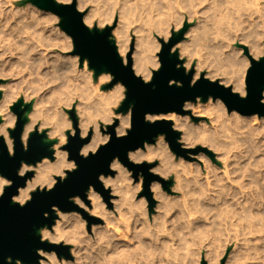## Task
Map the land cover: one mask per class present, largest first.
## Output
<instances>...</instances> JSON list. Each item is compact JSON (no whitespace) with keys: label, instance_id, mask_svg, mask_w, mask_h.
Wrapping results in <instances>:
<instances>
[{"label":"rangeland","instance_id":"rangeland-1","mask_svg":"<svg viewBox=\"0 0 264 264\" xmlns=\"http://www.w3.org/2000/svg\"><path fill=\"white\" fill-rule=\"evenodd\" d=\"M16 1L0 0L3 4H0L2 17L9 16L11 21L10 25H12L15 24V21L18 19L16 16L19 12V15H25L27 11L28 13H30V11L33 12V16L35 14L41 23L40 26L37 27V33L42 35L39 36L36 33V36L46 41H43L45 45L43 44L41 49L38 48L39 45H37V40L32 39V48H38L33 50V54L42 60L43 65L42 68L36 71L32 76L27 70L26 61L18 51L7 53V51H9V49H7L8 44L2 43L0 45L5 48L3 51V48L0 47V90H2L0 91V102H3V110H5L6 116L4 119L8 125L9 138L11 139L9 131L15 128L17 122V116L11 111V107L15 103L23 101L24 105L29 106L24 116L26 119L25 127L31 129L26 138L25 147L29 135L33 133L35 129H38L39 132L46 133L45 142L51 143V149L55 153L53 161L45 159L36 166L24 165L29 168L27 173L33 172V178L28 181L33 182L37 178L40 164L44 161H46L47 164H53L58 160L56 153L61 155L67 154L66 151L62 150V147L67 144L68 134H75L73 123L68 115L70 110L74 109L76 112L80 134H82V127L85 125L89 126V131L84 138L92 131V137L96 134L95 132H97L101 137H108L109 139V136L101 132V127L106 128L108 125H111L115 119L120 121V117L128 114L116 115L115 113L116 117H114L110 124H105L95 117L93 103L90 101L91 94L86 89V81L84 80V77L88 76L91 71L88 67L84 69V64L83 67H81L79 57L72 55L73 43L71 38L60 29V19L52 14L39 11L30 3V0H21L22 2ZM72 1L73 0H57L60 4H71ZM178 1L77 0V10L84 14V24L91 30L97 28L101 31L106 27H112L114 23H116L110 40L115 44L119 52L123 40L128 38L127 50L121 58L125 61L124 63H126L127 55L130 53L131 46H133V70L135 74L141 77L145 82H150L153 72L160 69L158 55L161 51V44L158 39H162L166 42L171 37L172 32H178L185 24L189 25V30L185 35V39L174 49L179 52V58L183 61V67L187 71H190L192 68L195 70V80L203 74L207 79L214 82L218 81L223 86L232 88L234 93L239 94L241 97H245V79L250 67V62L244 56L243 50H241L239 46L248 47L250 54L256 60L264 55V0H257L259 3H256V5L250 2L252 0ZM185 1L188 5H184L186 3ZM172 2L175 3L171 4ZM251 4L255 7L257 6L256 8H259L260 11L255 9L254 6L251 7ZM258 14L259 16L261 15V19L263 18L262 21ZM50 17L53 18V20L49 22V19H51ZM40 18H43V20ZM22 22L27 23V18ZM39 27H41L42 31H39ZM119 27L123 28L124 39L122 36L115 35V31L118 30ZM217 27L223 28L222 31L220 30V34L219 28ZM60 41H62V44L64 43V46L58 44ZM56 45L57 47H55ZM185 48L191 52L185 51ZM1 50L2 52L7 51L2 55L3 53ZM136 54H141L142 59L147 57L152 58V65L149 67L150 76L147 77L144 74L137 73V66L133 58ZM233 60L239 61L240 66L237 68L233 67ZM58 63H66L67 67H69L65 73H55L52 66ZM67 78L71 79L72 82H66ZM39 79L45 81L41 86L38 85ZM32 80H35V83L29 84V81ZM111 80L112 77L106 73L96 77V86L100 92L108 93L114 89L117 90L120 88L124 89L126 92L125 87L121 84L116 85L111 90L104 91L103 87L108 85ZM72 83L75 84L74 87H72ZM240 84L244 85V94L236 89ZM59 85L62 89L68 85L67 87H69L70 92L62 97L60 102L55 100V88ZM124 99L125 97L114 107V111L119 108ZM262 102L264 103V93ZM186 105L188 107H184V109L190 112L191 116L177 115L180 117L181 121H171L174 129L181 133L180 143L185 149L205 148L213 153V158L205 153L189 155L192 158L191 161L177 158L170 151L164 136H159L154 145H146L144 150H138L137 152L143 156L142 163H157V166L152 170L154 174L171 182L170 193L164 191L159 183H154L152 187L158 186L159 191L163 192L168 200H171V204L174 202L175 208L172 213L176 212V210L178 212L182 211L179 206L182 203V197L176 191V186H174L177 184V180H175L176 175L171 171L173 168L178 170L181 168L182 164L191 167L190 169L188 168V173L191 178L197 177L201 172V174H204L203 172H206L207 169L209 171L214 170L218 177L221 178L223 197L217 198L219 194L218 190H220L217 188V192L215 196L211 198V201L203 202V205H205V208L203 206V210H205L202 214L200 215L198 213L191 218L193 223L198 224V228L190 231L186 218L183 217V214L177 213V217L175 219L172 217L173 221L169 222L168 227L165 228L163 232L158 234L146 233V231H143L142 228L139 227L140 230L137 233V237H128L126 242H121L114 248L112 254L109 253V251L98 253L95 252V249H89L90 247L88 246L90 242L93 244L95 240V238H93V228L104 227L105 219L102 216L93 217L100 222L92 224L88 229V222L79 211L61 213L56 210L58 218L55 225L51 230L47 228L41 229L38 232L41 238V231L43 230H48L52 234L55 232L57 223L63 221L61 215H76L75 218L64 226V234H67L65 232L71 231V228L67 227L70 226V224L80 225L85 223V225L81 227L80 232H82L81 235L86 238V240L90 238V242H87L88 244H85L81 249L71 238L62 237L56 244L69 246L73 259L59 260L55 253L45 252L48 257L42 258L40 262L44 261L45 264H189L190 262L201 264V261L205 260L208 264H221V261L226 259L225 264H240L241 262V264H264V118H259L257 115L243 117L236 112L229 114L225 105L220 100L213 101L210 99L207 102L198 100L195 103H186ZM198 107L200 109H210L216 116H219L221 120L218 119V121L217 119H213V122H210L212 119L209 121L207 118L193 116L199 119V122L195 123L192 119V115L195 108ZM26 114H28L27 118ZM235 116H238L243 122L237 123L234 118ZM158 118H160V116L149 118V121L161 120ZM253 118H256L255 122L252 121ZM216 120L220 124L218 122L215 124L216 122L214 121ZM56 122L61 125L62 136H57L56 139H53L50 137V133L54 131L53 124ZM129 129L130 126L128 130ZM201 131H208V134L211 133V135H215L211 136L213 141L202 142L199 136L196 137ZM0 135L4 137L2 133H0ZM11 141L13 142L12 139ZM107 141L99 144L97 149ZM96 150L92 151V153ZM12 153L13 150L11 154ZM228 157L230 159L232 157V160L228 161ZM65 162L70 164L71 167L66 168L60 175L55 176L54 183H52L51 187H48V189H51L55 185L57 177L65 178L67 171H72L76 168L73 162L68 161V154L66 155ZM224 165L225 167L223 168ZM123 168L125 170V175H122L123 186L130 196L129 201L135 204L141 203L140 205H142V200H144L146 202L144 207L146 216L152 221V219L158 217V206L161 204V200L155 197L157 191L151 187L156 205L153 212L150 213L147 200L139 197L142 192L143 182L141 174L136 181L133 178L132 172L128 171L125 167ZM111 169L115 172V175L114 177H108V179H119V171L112 167ZM20 171L19 174L21 175ZM224 172H226V176H223ZM0 179L4 182V187L0 193V195H2L3 190L10 186L11 183L1 176ZM199 183L202 184L203 181ZM45 188L47 189V187L43 188L37 186L31 193L35 192L37 189L42 190ZM107 189L110 190L111 193L110 205L98 194L100 203L107 212L116 213L114 202L119 200L120 196H112V185ZM31 193L27 201L31 199ZM88 196L89 192L87 193V200ZM74 200L75 199H72L73 203L75 202ZM88 201L89 205H86L81 200V207L77 203L74 204L90 216V213L93 211V206L92 202L90 200ZM26 202L21 205H24ZM190 234L192 235L190 236ZM52 236H54V234ZM155 240L158 241L156 244L154 243ZM43 241L51 243L50 237ZM159 243L162 247L160 252L154 250ZM104 256H107V258L101 260ZM247 258H249V260L244 261Z\"/></svg>","mask_w":264,"mask_h":264},{"label":"water","instance_id":"water-1","mask_svg":"<svg viewBox=\"0 0 264 264\" xmlns=\"http://www.w3.org/2000/svg\"><path fill=\"white\" fill-rule=\"evenodd\" d=\"M30 3L38 10L49 12L60 19V29L72 39V55L79 57L81 67L87 60L89 68L95 70L96 77L104 73L112 77L111 82L103 87L104 91L111 90L118 84L125 87V99L115 113L130 114V129L125 135H117L120 125L118 119L106 128L101 127V132L109 136L108 141L94 153L83 156L81 151L90 143L92 131L86 138H82L76 112L74 109L70 110L69 117L75 134H68L67 144L62 150L67 152L68 161L73 162L76 168L67 171L65 178L57 177L51 189L32 192L31 199L21 205L14 202V198L33 178V172L21 176L19 171L23 165L36 166L45 159L53 161L55 153L51 149V143L45 142L46 133H41L38 129L29 135L25 147L22 136L26 124L24 116L29 106L19 101L11 107V111L17 116L15 128L9 131L13 140L12 154L4 137L0 135V176L11 183L0 195V264H40L41 251L55 253L59 260H72L69 246L43 241L38 232L53 228L58 218L56 210L61 213L79 211L86 218L88 229L92 224L99 223L98 219L79 209L72 199L79 198L89 205L87 193L93 189L110 205L111 193L104 187L101 178L114 177L115 172L111 167L116 160L132 172L136 181L141 174L143 182L139 197L147 200L148 210L152 213L156 205L151 192L152 185L159 183L164 191L170 193L171 182L152 172L157 163L136 164L130 161L129 154L144 150L146 145H154L159 136L165 137L170 151L177 158L191 161L189 155L199 153L213 158V153L205 148H183L180 143L181 133L174 129L171 121H149V118L172 113L191 116L184 109L186 103L198 100L207 102L210 99L220 100L229 114L237 112L243 117L257 115L264 118V55L256 60L246 46H239L250 62L245 79V97L218 81L207 79L203 74L195 80V70L192 68L187 71L183 67L179 52L174 49L185 39L189 30L187 24L178 32H172L168 41L158 39L161 44L158 55L160 69L153 72L150 82H145L133 70V46L124 63L117 47L110 40L116 23L101 31L97 28L91 30L84 24V14L77 10V0H73L71 4H60L55 0H30ZM192 119L195 123L199 122L197 118ZM225 260L221 264H225ZM201 264L208 263L202 260Z\"/></svg>","mask_w":264,"mask_h":264},{"label":"bare ground","instance_id":"bare-ground-1","mask_svg":"<svg viewBox=\"0 0 264 264\" xmlns=\"http://www.w3.org/2000/svg\"><path fill=\"white\" fill-rule=\"evenodd\" d=\"M19 1H21V0H18L16 2H19ZM55 1H57V0H55ZM8 2H10V1H8ZM175 2H176V0H175ZM175 2H172L171 4H173ZM183 2H184V0H183ZM250 2L251 3L253 2V4H255V5H256V3H259L257 0H252ZM226 3H228V2H226ZM0 4H2V3L0 2ZM186 4H187V2L184 5H186ZM192 4H189V5H192ZM253 6L254 5L251 4V7H253ZM23 7H24V5H23ZM256 7H255V9L259 10V8H256ZM251 10H252V8H251ZM2 12H3V10H2ZM44 13H47V12H44ZM253 13H256V12H253ZM10 14H11V12H10ZM19 14H20V12H19ZM48 14H51V13L48 12ZM18 15L16 16V18L18 17V19L15 21V24L10 25L11 21L9 19V16H7V17L3 16L2 17V13L0 12V45L2 43L8 44L7 49H9V51L6 50L7 53L8 52L14 53V52L18 51L20 53V55H22V58L26 61L25 64L27 66V70H28L29 74L32 76L36 71H39L43 66L42 60H40V58H37V56L35 54H33V50L36 49L37 47L32 48V43H31L32 39L37 40V43H38L37 45H39L38 48H41V49L43 47L44 42H46V41H44L41 37L36 36L38 34L37 33V27L40 26L41 23L35 14L33 16V12L30 11V13H28V11H27V12H25V15H19V16ZM258 16H259V14H258ZM260 16H259V18H260ZM26 18H27V23H23L22 21ZM40 19L43 20V18H40ZM262 19H261V21H262ZM52 20H53V18L49 19V22ZM220 26H221V23H220ZM41 27H42V25H41ZM41 27H39L40 28L39 31L41 30ZM217 28H219V27H217ZM220 30L222 31L223 28H219V31ZM221 31L219 32V34L221 33ZM40 35H42V34H40ZM115 35L116 36H122V38L124 39L123 28L119 27L118 30L115 31ZM203 37H204V35H203ZM55 41H57V40H55ZM128 41H129L128 38L123 40V43H122L121 47L119 48V53H120L121 57L124 56V53L127 50V42ZM61 42L62 41H60V43H58V44L61 45L62 44ZM62 45L64 46V43ZM55 47H57V45ZM1 48H3V51L5 50L4 46H2ZM58 49H59V47H58ZM184 50L189 51L187 48H185ZM1 52H2V50H1ZM5 52H2L3 54L2 53L1 54L4 55ZM189 52H191V51H189ZM191 54H190V56H191ZM14 57H15V55H14ZM44 57H46V56H44ZM133 58L135 59V64L137 66V73L144 74L147 77L150 76L149 67L152 65V58L147 57V58L142 59L141 54H136ZM83 64H84V69H86V67L89 68L87 60H85ZM232 65H233V67L237 68L240 66V63H239V61L233 60ZM52 67L55 70V73H65V71H67V69L69 68V67H67L66 63H60V64L58 63L56 65H53ZM90 71L91 72H89L88 76L84 77V80L86 81V89L91 94L90 101H92V103H93L92 105L94 108V113H95L94 115L98 120L103 121L105 124H110L113 121L114 117H116L115 111L113 109L125 97L126 92L122 88L117 89V90L114 89L108 93L100 92V90L96 86V75H95L96 72L93 69H90ZM66 82H72V81H71V79L67 78ZM32 83H35V80L29 81V84H32ZM44 83H45V81L43 79H39V81H38L39 86L43 85ZM67 86L68 85H66V87L63 89L60 85L55 88V90H56L55 100L60 102V100H62V97H64L66 94L70 93L69 87H67ZM74 86H75V84L72 83V87H74ZM236 89L240 90L242 92V94H244V92H245L244 91V85H242V84L238 85V87H236ZM0 91H2V90H0ZM2 103L3 102H0V121H1L0 133H2L4 135L5 142H6L7 147L11 153L13 150V142L11 141V139L8 136V128H7L8 125L6 124V120L4 119L6 116H5V110H3ZM187 107L188 106L186 105L185 108H187ZM27 115L28 114H26V118H27ZM68 115H69V112H68ZM193 116L199 117V118H207V119H209V121H210V119H212V121H210V122H213V119L221 120L219 116H216L214 114V112L208 108H205V109H200L199 107L195 108L192 117ZM234 118L236 119L237 123L243 122L242 120H240V118L238 116H235ZM158 119L166 120V121H174V122H180L181 121L180 117L174 113L168 114L166 116H160V118H158ZM217 120L214 121V122H216L215 124H217V122L219 121V120L218 121ZM252 121L255 122L256 118H253ZM129 126H130V114L125 115L123 117H120V125L117 128V135H119V136L124 135L127 132ZM215 126H217V125H215ZM220 126H222V125H220ZM60 127H61V125L58 122L53 124L54 131L52 133H50V137H52L53 139L54 138L56 139L57 136L61 137L62 136V133H61L62 130ZM30 130L31 129L29 127H25V131H24L23 138H22L23 144H25L26 138H27ZM88 131H89L88 125H85L84 127H82L81 137L84 138V136L88 133ZM238 131H241V130H238ZM207 132L208 131H201L200 134L196 135V137L199 136V138L202 142L213 141L212 140L213 138L211 136H215V135H211V133H209L210 134L209 135ZM95 133L96 134H94V136L92 137L91 142L82 149V151H81L82 155H84V156L88 155L92 151L96 150L97 147L99 146V144L108 140V137H101L100 135H98L97 132H95ZM214 138H216V137H214ZM66 155L67 154L61 155L59 153H56V157L58 158V160H56L53 164H47L46 161H44L42 164H40V166L38 168L39 172H38V175H37V178L35 179V181L28 182L27 186L24 189H20L18 195L14 198V201L18 202L20 204H23L24 202H26L28 200L31 191L35 187L41 186L43 188L47 187V189H48V187H51L52 183H54L55 176L60 175L66 168L71 167L70 164L65 162ZM129 159L136 164H140L143 161V156L139 152H134V153L129 154ZM228 159H229L228 161H230V160H232V157H231V159L228 157ZM199 160H200V158H199ZM237 164H239V163H237ZM224 167H225V165L223 166V168ZM112 168L119 171V173H120V177H118L119 179L113 180V179H108V178H101V181H102V183L106 189L110 185H112V187H113L112 196H114V197L120 196L119 200H117V201L114 200L116 213L107 212L106 209L104 208V206L100 203V197H99L98 193L95 192L93 189L89 190L88 200H90L92 202V206H93V211L90 213V216H92V217L102 216L105 219V226L104 227L93 228V238H95L94 243L92 244L90 242V238H89V240H86V238H84L81 235L82 232H80V230H81V227H83V225H85V223H82L80 225L70 224V226H67V227H70L71 231L65 232L67 234H64V230H63L64 226L67 225L70 220L75 218L76 215H74V216L73 215H71V216L61 215V218L63 221H59L57 223V225L55 227V232L53 233L54 236H52L53 234L48 230L41 231L43 240H46L47 238L50 237V240H51L50 242L56 244L59 242V240L62 237H67L69 239L71 238L72 241H74V243L76 245H78V247H81V249L85 246V244H88L87 242H90V245L88 246V247H90L89 249H92V250L95 249V252H98V253L103 252V251H109V253L112 254L114 248H116V246L118 244H120L121 242H126L128 240V237H131V236L137 237V233L140 230V228H142L143 231H146V233L158 234L160 232H163V230H165V228L168 227L169 222L173 221L172 217H174V219H175L178 214H183V217L186 218L187 225L189 226L188 229H190V231H192L193 229H197L198 224L193 223L191 218L198 213L200 215L202 214V212L205 210V209L203 210V206L205 208V205H203V202L211 201V198L214 197L216 192H217V190H216L217 188L220 189V190H218L219 194L217 195V198L223 197L222 196L223 195V187L221 186L222 180L220 177H218V175L215 173L214 170L209 171L207 169L206 172L205 171L203 172L204 174H201L202 173L201 172L200 175H197V177L191 178L190 174L188 173V170L191 167L184 166L182 164L180 169L177 170V169L173 168L171 170L174 173V175H176L175 180H177V184L174 185V186H176L175 189L182 197V203H181V205H179L181 207L182 211L178 212L176 210V212L172 213L173 209L175 208L174 202H172V204H171V200H168L166 195L163 194V192L159 191V187L153 186L152 189H155L157 191L155 194V197L157 199L161 200V204H159V206H158V217H156L155 219H152V221H151L146 216V212L144 210L146 202L144 200H142V205H140L141 203L135 204L132 201L131 202L129 201L130 196L128 195L125 187L123 186V179H122L123 176L122 175H125L124 168L120 165V163L118 161H115L112 164ZM28 170H29V168L27 166L23 165V168L20 171L21 175H24L25 173H27ZM223 176H226V172L223 173ZM201 181H203L202 184L199 183ZM3 187H4V182L2 179H0V193H1ZM74 201H75L74 203L79 204L80 207L82 206L81 200L79 198H75ZM198 211H201V212H198ZM191 235L192 234H190V236ZM236 239H237V237H236ZM157 242L158 241L155 240L154 243L156 244ZM161 248H162L161 244L159 243L158 245H156L154 250H157L158 252H160ZM39 255L41 256V258H45L47 256V254H45V252H43V251L39 252ZM106 258H107V256L106 257L104 256V257H102L101 260H105ZM174 258H176V257H174ZM248 260H249V258L245 259L244 261H248ZM237 261H239V260H237ZM250 263H251V261H250ZM40 264H45V262L41 261ZM78 264H82V263H78ZM184 264H187V263H184ZM189 264H194V263L190 262Z\"/></svg>","mask_w":264,"mask_h":264}]
</instances>
